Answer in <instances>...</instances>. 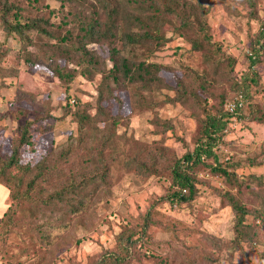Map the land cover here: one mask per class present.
I'll use <instances>...</instances> for the list:
<instances>
[{"label": "rangeland", "instance_id": "rangeland-1", "mask_svg": "<svg viewBox=\"0 0 264 264\" xmlns=\"http://www.w3.org/2000/svg\"><path fill=\"white\" fill-rule=\"evenodd\" d=\"M100 1L82 0L56 11L50 20L71 21L62 26L78 41L81 24L92 21L101 29L108 23V10ZM187 1L204 22L203 32L198 30L203 24L193 22L179 32L166 27L164 44L154 43L152 53L133 59L123 38L126 20L119 14L110 43L99 39L81 46L72 63L59 60L62 78L45 65L29 67L18 59L22 42L5 35L0 25V51L3 45L9 48L0 64L16 70L0 76V168L18 149L15 164L3 173L12 192L0 185V231H7L0 237V264H97L115 252L123 257L130 253L125 264H264V50L254 45L264 23V0ZM45 2L51 9L59 7L57 1ZM117 4L122 7L120 0ZM5 7L9 22L32 23L45 15L44 8L30 1L0 0V21ZM73 13H80L76 20ZM36 33L28 32L30 45L23 46L38 57L55 40L48 43ZM211 42L221 47L223 57L209 62L212 55L205 53ZM253 48L259 49L255 62L250 59ZM84 49L96 60L93 67L85 63ZM113 52L147 65L149 74L161 80V88L142 93L150 95L151 110L135 104L139 94L133 84L122 88L112 82ZM85 67L94 70L90 78ZM196 76L205 81L203 87L192 86ZM180 84L186 88L182 96L177 94ZM190 92L199 94L198 110L189 109L191 99L181 100ZM239 96L243 108L227 117L211 155L188 169L193 200L172 201L169 196L177 187L171 166L193 151L208 117L223 115L225 104ZM97 107L119 118L111 148L101 133L91 142L79 134L76 114L93 116ZM26 123H31V144L20 145ZM97 126L100 131L104 123ZM87 142L98 151L96 163L76 162L72 153ZM70 144L68 151L64 146ZM54 149L58 151L51 158ZM40 165L46 170L37 178ZM30 179L35 183L29 190ZM19 182L25 184L16 187ZM61 189L64 195L58 197ZM233 203L243 209L242 219ZM7 211L10 221L5 225Z\"/></svg>", "mask_w": 264, "mask_h": 264}, {"label": "trees", "instance_id": "trees-1", "mask_svg": "<svg viewBox=\"0 0 264 264\" xmlns=\"http://www.w3.org/2000/svg\"><path fill=\"white\" fill-rule=\"evenodd\" d=\"M25 1L32 2L36 7L40 9L44 8V17L41 18L40 16L39 18H37L40 21L38 23V20H33L32 23L22 24L19 23L17 20L16 22H14V20L9 22L7 14L10 12V9L5 11L4 9H7L6 7L1 8V10H3L2 14L5 13L1 17L2 20L0 21V25H2L3 32L5 35H8L9 37H14L16 39L18 38L22 42V47L16 51V56L18 59L23 60L25 64L29 67H33L35 65H45L46 68H48L54 76L59 78H62V74L64 73V70L58 65V63H60L59 60H65L69 61V63H72V55L77 52L81 46L90 43H98L99 39L108 40V43H110L109 39L112 40V32L115 33L116 26L114 25V23L117 20L119 21L121 19L122 22L126 20V30L123 34V38L125 39V46L128 47V50L131 52L130 56H132L133 59L136 58V55L145 56L147 54L152 53L155 49L154 43L159 46L164 44L166 42L164 38V32L166 27H171L174 31L179 32L184 29H190L192 27L190 24L191 22H193L197 23L198 26L203 24V26H200V28H198V30L200 31L199 33L203 32L204 29V22H199L195 11H193V8H191L187 0H120V2L122 3V7L118 6L117 0H99L102 3L104 10H108V23H105L104 28L101 29L98 25L96 27V23L92 21L81 24L82 28H80V32L82 34V38H78L77 41L75 38H71L69 36L71 31L64 30L65 28L62 26L70 23L71 21L63 22L61 24L59 20L58 22H53L50 19L51 15L56 11L62 13L66 9L71 8L76 4L78 5L82 0H54L57 1L59 4L58 9L56 10L51 9L46 4L45 1L47 0ZM84 2L85 0H83V3ZM34 14H39V12H34ZM119 14L122 15L120 19L117 18ZM79 15L80 13H73L72 18L76 20L77 16ZM32 31H37L38 33L36 34L38 36H40L41 38L48 39V43L51 39L55 40V42L51 44L52 46L47 49L48 53L44 52L43 54L36 57L37 53L33 55L31 52H28L25 49L23 44L30 45V37L28 35V32ZM53 31H56V33L62 32L68 35L59 38L58 35H53ZM193 44L195 45V50H198L200 48L197 42ZM47 45L48 44H44L45 47H47ZM254 45L259 46L260 50H264V23L260 26ZM3 46L4 51H0V62L6 56L9 50L7 46ZM258 50H255L253 48L256 57L254 56L253 60L252 58H250L252 62L258 60ZM90 53L91 52L89 50L84 49L82 57H84L85 63L89 67H93L96 64V60L93 58V56L90 55ZM207 53L209 55H212L211 57L208 56L207 58L209 62L213 60V56L217 57L218 55L219 58L223 57L221 47L215 42L210 43V46L207 48L205 54ZM249 56L251 57V55ZM110 59L113 62V66L108 71V73L114 85L123 88L133 84V86L135 87L136 95L139 94L138 96H134L137 97L138 101V103L135 104H137L138 107L143 111L151 110V106H149V103L151 102V100L149 99L150 95L148 97H145L142 93L144 91H149L151 93L155 91L156 88H161L163 86L161 80L157 76L149 74L150 71L147 65H144L143 63L133 62L130 60V58L122 59L119 57V52H113ZM2 71H4L5 76H9L12 75L13 72L16 70L12 67H3L2 64H0V76L2 74ZM93 72L94 70L92 71L85 67V74L87 77L90 78V76L94 74ZM195 78L196 80L192 86L203 87L202 83H205V81L200 80V78H198L197 76ZM183 86V84H180L181 88L178 86V96H182V94L186 92V88H184L185 86ZM98 93L100 94V91ZM183 99L192 100L190 104L188 103L190 110L195 111L199 109L200 103L197 102V100L199 99V94L195 92H190L189 95L185 94V96L181 99L182 102ZM169 101L173 104L179 102L178 99H169ZM231 102L235 105L234 111H228L226 107L228 103H226L224 106L223 115H220L219 112H217L215 116H209L204 124V127L200 130L202 131V137L198 138L194 142L196 146H194L193 151L184 155L180 160L176 161L173 166H171L170 174L172 177V182L177 187V190L172 191L169 196L172 201L186 202L193 200L195 191L193 183H191V177L188 174V169L191 168L192 165L203 161L204 157H208L211 155L212 148L216 143L217 135L219 131L223 130L227 117L232 118V116L238 115L239 112L242 110L243 100L241 96L235 98V100ZM138 107L137 109H139ZM49 118L51 117L49 116ZM76 119V122L79 126V134H83L91 142V140L98 137L95 136L93 138V135L95 133H101L99 137H102L104 141L109 144L110 148L112 147V141L117 136V124L119 118H113L110 114L103 112L102 108L97 107V110L93 116L87 114V112L85 111L82 112L80 115L76 114ZM98 121L104 123V127L100 131L97 126ZM30 125L31 123H26L23 126V130L21 131V135L19 137L20 145L31 144L29 140L30 136L28 133V127ZM33 126L34 124H32L31 127ZM85 133L88 134L86 135ZM64 147H66L65 149L68 151L73 148L71 144L69 146ZM156 149L157 152L160 153L161 149ZM57 151V149L50 151V157L53 158V156L57 154ZM96 151V149L93 150L91 143L87 142L86 146L80 148L79 153L77 150H75V153L74 151L72 153L75 154L74 157L79 159L76 162H81L83 160V163H90V161L96 163ZM80 153H83L84 155L81 156ZM63 155V151H61L59 156L61 157ZM17 157L18 149L15 148L12 151L11 155L8 157V161L5 164H2L0 168V185L8 189L9 193L12 192L13 186L10 185L11 183L8 180L3 179V173L5 169H9V167L15 164ZM219 168L220 167H218L217 170L220 172ZM36 169L38 170V173L35 177L38 178V176L40 177L45 174L44 171L46 170V168H44L42 165L37 166ZM211 169L213 171L212 173L216 175L217 170H215V168ZM221 172L223 173V171ZM34 183L35 179H30L29 182L26 183L29 190L33 188L32 186H34ZM24 184L25 183L19 182L17 183L16 187H18V185ZM63 195L64 189H61L57 196L61 197ZM29 200L31 201L30 198ZM232 206L239 218L242 219V217L244 216L243 209L234 203L232 204ZM3 219L5 225H7L10 221L8 211L6 215L3 216ZM6 232L7 231L2 228V230L0 231V237L2 238L1 240L4 239V235L6 234ZM120 249L127 251L124 247H121ZM128 258H130L129 252L125 257L121 256L119 252H115L113 254L106 253L105 256H102L100 258L97 264H125Z\"/></svg>", "mask_w": 264, "mask_h": 264}, {"label": "built area", "instance_id": "built-area-1", "mask_svg": "<svg viewBox=\"0 0 264 264\" xmlns=\"http://www.w3.org/2000/svg\"><path fill=\"white\" fill-rule=\"evenodd\" d=\"M234 107H235V105L233 103L227 104V110L230 111V112L234 111Z\"/></svg>", "mask_w": 264, "mask_h": 264}, {"label": "clouds", "instance_id": "clouds-1", "mask_svg": "<svg viewBox=\"0 0 264 264\" xmlns=\"http://www.w3.org/2000/svg\"><path fill=\"white\" fill-rule=\"evenodd\" d=\"M229 104V103H228ZM227 107V106H226Z\"/></svg>", "mask_w": 264, "mask_h": 264}]
</instances>
